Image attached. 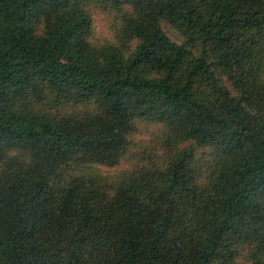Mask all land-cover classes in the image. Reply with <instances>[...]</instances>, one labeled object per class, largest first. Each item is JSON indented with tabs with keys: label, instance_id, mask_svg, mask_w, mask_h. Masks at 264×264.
I'll use <instances>...</instances> for the list:
<instances>
[{
	"label": "trees",
	"instance_id": "trees-1",
	"mask_svg": "<svg viewBox=\"0 0 264 264\" xmlns=\"http://www.w3.org/2000/svg\"><path fill=\"white\" fill-rule=\"evenodd\" d=\"M0 264H264V0H0Z\"/></svg>",
	"mask_w": 264,
	"mask_h": 264
},
{
	"label": "rangeland",
	"instance_id": "rangeland-1",
	"mask_svg": "<svg viewBox=\"0 0 264 264\" xmlns=\"http://www.w3.org/2000/svg\"><path fill=\"white\" fill-rule=\"evenodd\" d=\"M93 16L97 36L110 35L113 21H118L117 14L114 11L95 8L93 10ZM165 28L175 40H182L184 38L183 32L171 24L165 23Z\"/></svg>",
	"mask_w": 264,
	"mask_h": 264
}]
</instances>
